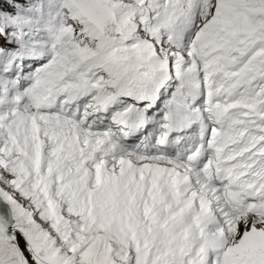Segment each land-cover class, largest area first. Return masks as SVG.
I'll list each match as a JSON object with an SVG mask.
<instances>
[{
  "label": "snow or ice",
  "instance_id": "obj_1",
  "mask_svg": "<svg viewBox=\"0 0 264 264\" xmlns=\"http://www.w3.org/2000/svg\"><path fill=\"white\" fill-rule=\"evenodd\" d=\"M0 264H264V0H0Z\"/></svg>",
  "mask_w": 264,
  "mask_h": 264
}]
</instances>
